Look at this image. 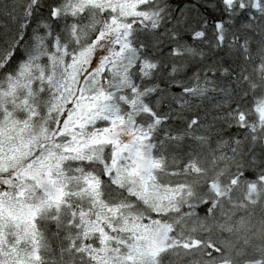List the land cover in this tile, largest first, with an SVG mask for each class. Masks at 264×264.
Returning a JSON list of instances; mask_svg holds the SVG:
<instances>
[{"label": "snow or ice", "instance_id": "1", "mask_svg": "<svg viewBox=\"0 0 264 264\" xmlns=\"http://www.w3.org/2000/svg\"><path fill=\"white\" fill-rule=\"evenodd\" d=\"M0 264H264V0H0Z\"/></svg>", "mask_w": 264, "mask_h": 264}]
</instances>
